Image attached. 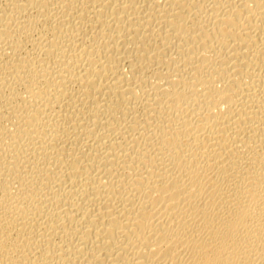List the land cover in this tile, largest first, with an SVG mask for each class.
<instances>
[{
    "label": "bare ground",
    "instance_id": "6f19581e",
    "mask_svg": "<svg viewBox=\"0 0 264 264\" xmlns=\"http://www.w3.org/2000/svg\"><path fill=\"white\" fill-rule=\"evenodd\" d=\"M0 264H264V0H0Z\"/></svg>",
    "mask_w": 264,
    "mask_h": 264
}]
</instances>
